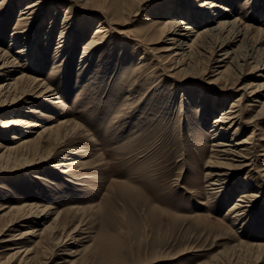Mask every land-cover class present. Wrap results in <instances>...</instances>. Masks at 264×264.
I'll return each instance as SVG.
<instances>
[{
	"label": "rangeland",
	"instance_id": "374dc122",
	"mask_svg": "<svg viewBox=\"0 0 264 264\" xmlns=\"http://www.w3.org/2000/svg\"><path fill=\"white\" fill-rule=\"evenodd\" d=\"M31 1H41L35 8L41 10L39 18L32 26L40 61L32 70L21 61L25 70L18 68L11 76L23 72L49 80L56 96L38 98L37 90L31 89L18 103L0 109V124L22 118L27 122L22 129L0 128V146L10 148L22 139L35 138L41 129L30 124L73 133L55 150L27 158L6 154L0 159V208L51 205L56 208L53 214L61 213L54 239L68 241L55 250L54 242L40 235L43 223L35 218L19 221L22 212L6 208L0 212V250L10 245L16 249L10 253H15L31 241H42L47 250L32 252L29 264H264V185L256 180L264 167V157L257 156L264 155L259 152L264 142L258 141L264 139V118L256 121L258 130L251 126L232 136L237 124L226 137L225 143L235 144L256 131L254 145H249L256 154L252 174H247L250 168L235 174L210 199L204 177L216 150L209 132L213 119L240 98L238 89L264 83L259 77L264 69V0H210L216 6L204 13H199L201 2L196 0H0V49L10 56L20 47L9 48L19 11ZM104 18L124 34H113L95 46L81 63L83 45ZM174 19L189 20L195 31L210 27L206 19L216 22L211 26L236 20L214 38L217 44L208 51L216 52V46L223 45L218 55L228 53L230 90L221 93L206 85L215 79L217 64L203 56L177 66L180 78H164L157 66L152 72L153 59L163 56L160 51L168 46L161 31L167 32L170 27L164 25ZM31 22L24 21L22 28H29ZM182 29L181 33L190 34ZM240 29L247 34H236ZM61 32L67 33L63 35L67 40L60 39L62 48L56 50ZM144 42L153 43L154 51L148 52ZM141 57L149 62L147 67L146 61L139 68ZM255 65L258 69L253 71ZM0 77L2 85L6 76ZM253 100L246 96L239 103L237 109L245 111V120L257 113ZM65 146L70 149L65 150V158L80 160L83 172L60 174ZM33 157L48 160L40 163ZM38 176L44 180L34 178ZM126 183L135 188L130 199L119 193ZM243 191L254 195L253 204L231 226L234 215L227 211ZM30 227L38 231L37 238L13 247L2 242ZM68 251L73 252L69 257Z\"/></svg>",
	"mask_w": 264,
	"mask_h": 264
},
{
	"label": "bare ground",
	"instance_id": "6f19581e",
	"mask_svg": "<svg viewBox=\"0 0 264 264\" xmlns=\"http://www.w3.org/2000/svg\"><path fill=\"white\" fill-rule=\"evenodd\" d=\"M66 1L69 2L71 0H66ZM77 1L78 0H76V2ZM196 1L201 2L200 4H198V10H200L199 13H202V12L204 13V11L206 10H213L216 6L214 1H210V0H196ZM40 2L41 1H31L28 4H26L24 9H21L19 11L18 21L15 25V28L13 29L14 32L10 37L11 43L9 46V48L11 46L12 47L20 46L17 48V51L14 53L16 55L10 56L6 50L0 49V76L2 75L6 76L5 82L2 83V85H0V109L7 108L8 106H13L15 103H18V101L21 100V97L27 95L31 89L37 90L38 98L47 96L45 98L50 99L53 96H56L55 90L51 88L49 80H47L46 82H43V80L39 78H36V77L32 78L31 76L23 74V72L19 75L11 76L12 72H15L14 70L18 68L20 70L22 69L25 70V67L21 65V61L28 64V67H26V69H30V70H32L30 67L34 68L33 67L34 64L40 61L38 57L39 53L37 52L35 48V43H36L35 39L37 36L34 30L32 31L33 23H36V21L39 18L38 13L41 11L39 8L35 9L36 7H39ZM0 5H2V3ZM69 9L71 10L70 6H69ZM220 10L222 12H225L226 8H223V9L220 8ZM198 15H200V17H203V15L201 14H198ZM198 15L197 13L195 14V16L197 17ZM214 16L215 14H211V18ZM28 18L31 19L32 21L30 23L31 27L29 26V28L24 29L22 28V23L26 20L28 21L29 20ZM205 22L211 25L212 24L214 25L216 23V22L213 23L211 19H206ZM235 22L236 20H233L232 22H229V21L226 22V20L218 21L216 26L210 25V27L207 26L205 28H202L201 30L195 31L194 28H192L189 25V20L188 22H186L185 19L171 20L168 24L164 25L165 28L169 26L170 29L167 32L164 29L161 31L162 35L165 34V37L166 38L168 37L167 39L168 46H166L165 49L160 51V54L161 53L164 54L163 56L159 55L160 57H157V59H153L155 63L153 65L152 72L156 70V66H157L158 67L157 70L161 71L162 76L164 78H169V79L180 78L178 75V72H176L177 70H175L177 66H178L177 67L178 69L183 67V65L186 64L187 60L194 57L195 55L203 56L204 60L208 59L210 62L214 60L217 64V67H216L217 69L215 70V72H217V75L215 79L207 83L206 85L212 86V89L213 88L218 89V91L221 93L227 92V89L228 90L231 89L229 88L230 85L227 84V78H226L227 72L228 70H230V66H228V61H227L228 59H230L229 57H227L228 53H225L224 55L223 54L218 55L223 50L222 49L223 45H219V47L216 46L217 47V48L215 47L216 52H215V49L212 50V53H209L208 51L210 50L211 46L214 47L217 44V42L214 41L215 40L214 38L217 39L218 37L223 35L225 31L227 30V28L230 27ZM20 25H21V28H18V26ZM109 25H110V21L104 18L100 22L99 28L96 29L95 33H93V35L90 37V40L87 41L83 45V48H82L83 51H82L81 60H80L81 63L83 62L84 64L86 63L85 57L89 55L90 52L92 53L95 46L102 45L103 43L106 42V39L111 38L113 34H120V35L124 34L123 31L121 30L118 31L117 28H111V26ZM116 26H119V24L116 23ZM183 27H186L185 32H190V34L185 35L184 33H181L183 31L182 29ZM64 34H67V33L61 32L60 38L58 39V42H57L56 50H60L62 48L60 39L67 40V37L63 36ZM236 34H247V32L243 33V31L240 29V30H237ZM193 35H196V36L193 37ZM133 42L136 43V41H133ZM144 43H146V46H148V48L146 49L148 50V52L150 50L151 51L153 50V48L151 47L153 43H149V42H144ZM137 45H140V44L137 43ZM184 46L186 47L184 48ZM207 53L210 55L209 56L210 59L209 57H205V54ZM214 56H216V58L219 57L218 60H215ZM142 59L144 61L140 63L139 68H143L145 66L143 63L147 61V60L145 61L144 57H141L140 60ZM147 63L149 62L148 61L146 62V67H147ZM157 63L159 64V66ZM165 63H169V65L166 67L162 66ZM160 66L164 68L162 69ZM252 68H253V71L258 69L256 65ZM259 77L261 80H263L264 69L260 71ZM182 80H184L183 77H182ZM221 81H223L224 84L220 85ZM238 90L242 91L240 98L234 101V104L229 110H223L218 115V117H215L210 127L211 130L209 132L212 133V137H213L212 142L216 141L212 143L211 146L216 148V150L212 151V154L210 156L211 162L209 161L210 163L207 166L209 170L208 172L205 173V176H204L208 184L207 188H209L208 190L210 191L208 199L213 198V196H215L218 193H221L223 191V188L226 187L225 185L228 183L229 180H231V178L235 174L238 173V175H240V173H243L248 168H250V170L247 172V174H252L255 168V164L253 163L254 159L252 160V158H255L256 154H253V152H251L252 148H250L251 146L249 145H254L253 139L256 136V133H255L256 131L253 130V132L248 136L247 139L239 141L238 143L229 144L225 142H227L226 141V137L228 135L227 133H229V131L232 130L237 124L238 125L235 130V133H233L232 136H235L238 133V131L240 130L244 131L246 130V128L248 129L251 126L253 127V129H255L256 128L255 123H257L258 120H263L264 101L261 100V98H263L264 94L261 95L260 92L264 91V83L261 85H256V86L248 85ZM246 96L253 98L254 99L253 102L255 104L254 106L253 105L252 106L255 108H258L257 113L253 117L254 119L252 120H245V115H246L245 111L241 108L237 109L238 107H240L239 106L240 101ZM7 101H9V103H7ZM56 104H61V102L57 100ZM248 106H251V105H248ZM65 123L67 122L65 121ZM26 125H27L26 120L22 118L20 120L8 121V123L2 122L0 124V128L4 130L8 129L9 127L10 128L17 127L19 129H22L26 127ZM29 126L37 127V128H40L41 130L40 132L36 133L37 135L35 136V138L25 139V140L22 139L20 143L17 144L16 146H13L10 148H2L0 146V152H1V149H4L3 153H0V159L6 156V154L7 155L14 154V155H17L18 157L27 158L30 155H36L38 152H42L45 150H50V151L55 150L62 144L65 145V143L67 142L68 136L70 134L72 135L73 133L72 130H67V128L63 130H59L58 127H54V128L45 127L39 124H35V125L30 124ZM255 130H258V129H255ZM11 137L18 139L14 135H12ZM258 141L264 142V139H259ZM65 150H70V149L67 147L63 151L64 156L62 159H60L62 160L61 163L58 164V169H60V174L72 176L75 172H83L84 168H83L82 162L80 160H69L68 158H65V154H67ZM262 151H264V147H261L259 152H262ZM257 156L262 157V158L264 157V155H261V154ZM32 159L33 160L37 159L40 163H42L44 161H47L48 157H37V158L33 157ZM28 164H31V163H28ZM34 178L37 180H44L43 178L39 176L34 177ZM256 180L258 183L261 182V184L264 185V167L260 169L259 171H257ZM67 181L71 183V180H67ZM77 186H84V184L77 183ZM133 192H135V188L132 187L129 183H126L124 186H122V188L119 191L120 195L124 196L126 199H130ZM253 196H254L253 194L248 193L247 191H243L240 194L238 201H236L237 203H235V205L232 206V208L228 209L227 214L230 216L234 215L232 218H230L232 222L231 226H235L239 218L242 217L246 212H248L249 208H251V204H253L251 202ZM135 205L136 204L134 203L133 206ZM6 208H9V207L3 206L2 208H0V212ZM53 209H56V208H54L51 205H48V206L45 205L43 206V208H40L33 203H23L20 206L9 208V211L22 212V215L18 219L19 221L27 220V219L30 220V218H35L39 220V222L43 223L42 224L43 229L41 230L40 235L44 237L46 236L47 240L53 241L54 249L57 250L59 248L64 247L67 244L68 238H66V240L60 239L58 241L54 239V235L57 231L58 224H59L57 221L58 216H60L61 213L56 211V213L53 214L51 212V210ZM2 215H5V214H2ZM36 232H38L36 228L30 227L24 231H20L17 235H11L8 239H5L3 241L1 240V241L4 243H8V244L10 243L12 247L15 245H22L26 241H29V240L31 241L33 237L37 238V236L35 235ZM240 244H245V243L240 241ZM247 246L258 248V249L262 247V246H255V245H247ZM37 249H41L43 250V252L47 250L43 246L42 241L41 242L39 241V243L38 242L32 243L31 241V245L29 247L21 246L19 247V250H17L15 253H10L16 249H12L10 245H8L4 249L0 250V264H29L32 261V258H28V256L31 255L32 252L36 251ZM70 251H68L66 256L69 257L73 254V252H70ZM42 257L45 258V254H43ZM44 260H46V258Z\"/></svg>",
	"mask_w": 264,
	"mask_h": 264
}]
</instances>
